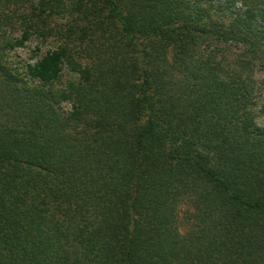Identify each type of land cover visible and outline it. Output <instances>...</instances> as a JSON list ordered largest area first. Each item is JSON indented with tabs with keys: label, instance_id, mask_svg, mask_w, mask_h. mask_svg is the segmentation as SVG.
<instances>
[{
	"label": "trees",
	"instance_id": "1",
	"mask_svg": "<svg viewBox=\"0 0 264 264\" xmlns=\"http://www.w3.org/2000/svg\"><path fill=\"white\" fill-rule=\"evenodd\" d=\"M68 7L32 6L45 24L71 16L67 47L21 78L0 63V264H264V125L247 75L264 70V0ZM66 64L77 79L54 91ZM185 197L196 222L182 236Z\"/></svg>",
	"mask_w": 264,
	"mask_h": 264
},
{
	"label": "rangeland",
	"instance_id": "2",
	"mask_svg": "<svg viewBox=\"0 0 264 264\" xmlns=\"http://www.w3.org/2000/svg\"><path fill=\"white\" fill-rule=\"evenodd\" d=\"M72 2L73 0H67L69 10ZM34 3L35 0H0V63L11 68L19 78H21L22 66L26 62H30L31 58L36 55L42 56L47 51L57 49L62 45L68 46L66 29L71 16L68 13L59 17L54 16L48 19L47 24L42 23L32 10ZM213 4L217 6L216 1ZM220 19L229 22L228 17L224 14L220 15ZM27 30L32 34L24 47L15 50L6 49L8 40L21 39ZM235 54L236 52H232L229 56L233 58ZM247 75L252 88H254L253 96L256 98L254 109L257 123L264 125V70L251 66ZM76 79V74L70 71V67L66 64L60 79L50 88L61 92L65 90L69 82ZM61 107L64 111L70 108L67 104H62ZM174 213L179 233L182 236H187L196 222L193 199L185 197L178 200Z\"/></svg>",
	"mask_w": 264,
	"mask_h": 264
}]
</instances>
